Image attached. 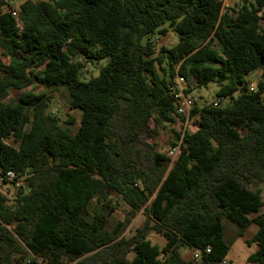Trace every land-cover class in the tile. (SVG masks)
I'll return each instance as SVG.
<instances>
[{
    "label": "trees",
    "instance_id": "trees-1",
    "mask_svg": "<svg viewBox=\"0 0 264 264\" xmlns=\"http://www.w3.org/2000/svg\"><path fill=\"white\" fill-rule=\"evenodd\" d=\"M14 9L0 0V173L24 183L0 193V264H222L223 219L237 236L256 227L247 262L264 264V0H24ZM168 31L172 48L148 40ZM77 58L105 64L85 81ZM176 77L218 90L198 107L184 89L193 130L173 132L171 163L143 137L150 123L153 135L184 124ZM59 90L80 112L74 133L52 110ZM114 197L126 216L108 230ZM137 214L141 224L124 235Z\"/></svg>",
    "mask_w": 264,
    "mask_h": 264
},
{
    "label": "rangeland",
    "instance_id": "rangeland-1",
    "mask_svg": "<svg viewBox=\"0 0 264 264\" xmlns=\"http://www.w3.org/2000/svg\"><path fill=\"white\" fill-rule=\"evenodd\" d=\"M24 0H13V6L15 10L17 9L18 5L23 2ZM36 1V0H35ZM40 1V0H39ZM241 3V0H223L224 7H236ZM148 40L155 43L156 48L161 46L166 48H172L177 43V36L172 31H168V33L160 37L157 34H153L148 37ZM84 65L83 73L81 74L82 80H88L91 77H96L99 73V69L101 66L105 64L103 60H90V61H83L80 58H77ZM261 72L257 71L249 76V80L257 81L260 77ZM189 88L192 91L189 93L190 97L196 99L197 106L202 107L204 104H211L216 100V92L218 90V85L215 82L209 83L206 87L201 88H194L192 83L188 84ZM40 91H44L42 88H36L35 93ZM50 93V92H47ZM54 100L52 104V110L57 115L60 120V125L62 128H68L71 133H74L78 126V120L80 116V112L78 110H67L64 106L65 104V97L67 95L64 94L63 90H59V92H55ZM16 96L15 92H11L9 96V100L13 101ZM226 100H223L225 103ZM68 116L75 119V123L68 124ZM185 127L190 130H193V127L190 126L189 119L181 125L180 121L177 120L176 124L172 126L166 125L165 128H160L157 131V134L151 132L153 130V124L150 123L148 134L145 135L143 138L148 141L150 144L155 146V150L159 153L165 154L171 148V141L174 139L173 132H180ZM10 144H13L11 140H8ZM173 147V146H172ZM2 194H8L12 197V195L16 192L9 186H2L0 188ZM262 199L264 202V190L262 194ZM113 205L115 207L114 212L111 216L108 217V225L107 229L112 230L117 222L124 220L126 216V207L120 203L118 198H112ZM95 205V202L92 203V206ZM100 206V205H99ZM101 208V206L99 207ZM102 212V210H101ZM259 214H264V206L260 209ZM255 216L254 214L250 215L249 217ZM142 217L141 214H137L135 219L132 221L131 225L128 229L123 233L126 236L131 235L134 230L141 224ZM222 224L224 226V238L230 244V249L227 254L225 263L226 264H249L247 262V258L250 254L254 253L257 250V245L252 243L248 245L246 243L247 240L251 239L256 232V227L251 226L249 227L243 236H237L238 228L233 223L227 221L226 219L222 220ZM148 239L151 241L152 244L158 245L159 247H163L165 244V240L162 236L156 235L154 233H150L148 235ZM181 254L186 261L192 260V253L188 250H181ZM132 257V255H130Z\"/></svg>",
    "mask_w": 264,
    "mask_h": 264
},
{
    "label": "built area",
    "instance_id": "built-area-1",
    "mask_svg": "<svg viewBox=\"0 0 264 264\" xmlns=\"http://www.w3.org/2000/svg\"><path fill=\"white\" fill-rule=\"evenodd\" d=\"M15 10V9H14ZM16 15V10L12 11ZM176 90L173 91L174 98L176 100V112L179 116L184 118L185 123L188 120L190 109L192 108L193 101L190 97L184 94V89L189 85L183 79L176 77L175 78ZM247 87L250 91H254L256 88V81L249 80L247 78ZM219 102L216 101L214 106L218 105ZM179 146L171 147L167 152L166 156L170 159L171 163L176 159L178 154ZM24 183V176H19L12 171H6L5 173H0V188L2 186H9L15 191H17ZM1 193V191H0ZM199 252L192 253V260L197 262L199 259ZM222 264H226L223 262Z\"/></svg>",
    "mask_w": 264,
    "mask_h": 264
},
{
    "label": "crops",
    "instance_id": "crops-1",
    "mask_svg": "<svg viewBox=\"0 0 264 264\" xmlns=\"http://www.w3.org/2000/svg\"><path fill=\"white\" fill-rule=\"evenodd\" d=\"M181 250H184V249H181ZM181 250H180V254H181ZM191 252V251H190ZM192 253V252H191ZM181 256H182V254H181ZM183 257V256H182ZM185 260V259H184Z\"/></svg>",
    "mask_w": 264,
    "mask_h": 264
}]
</instances>
